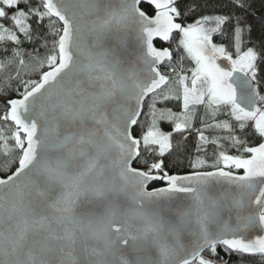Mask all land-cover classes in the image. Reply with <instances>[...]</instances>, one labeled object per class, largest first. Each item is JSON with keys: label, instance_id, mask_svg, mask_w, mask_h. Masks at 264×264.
Segmentation results:
<instances>
[{"label": "snow or ice", "instance_id": "6c2138e0", "mask_svg": "<svg viewBox=\"0 0 264 264\" xmlns=\"http://www.w3.org/2000/svg\"><path fill=\"white\" fill-rule=\"evenodd\" d=\"M250 8L0 0V264H264Z\"/></svg>", "mask_w": 264, "mask_h": 264}, {"label": "trees", "instance_id": "16d2710c", "mask_svg": "<svg viewBox=\"0 0 264 264\" xmlns=\"http://www.w3.org/2000/svg\"><path fill=\"white\" fill-rule=\"evenodd\" d=\"M221 3H227V0H221ZM250 3L251 8L249 9V19L254 25V28L256 29V36L258 37L261 29V21L262 18H264V0H250ZM224 10L226 11L227 9ZM0 110H2V104H0ZM221 256L227 264H241L237 257H227L223 253H221Z\"/></svg>", "mask_w": 264, "mask_h": 264}]
</instances>
